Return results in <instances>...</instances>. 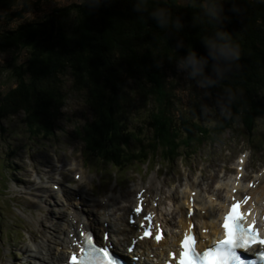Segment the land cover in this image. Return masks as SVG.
<instances>
[{"label":"trees","instance_id":"1","mask_svg":"<svg viewBox=\"0 0 264 264\" xmlns=\"http://www.w3.org/2000/svg\"><path fill=\"white\" fill-rule=\"evenodd\" d=\"M42 1L0 0V53L12 54L0 73L9 68L14 82L0 95V121L22 114L30 133L50 135L66 101L68 77L90 115L75 133L85 152L123 169L157 156L170 163L194 136H218L234 125L248 132L264 118V0H218V20L204 14V0H81L25 19ZM157 9L165 10L167 23L153 15ZM217 28L229 33L239 58L222 78L213 76L212 85L200 87L195 80L221 102L223 113L207 128L187 115L174 117L166 72L187 50L206 55L201 38ZM211 64L209 59L205 75ZM138 100L152 101L146 140L126 121Z\"/></svg>","mask_w":264,"mask_h":264},{"label":"rangeland","instance_id":"2","mask_svg":"<svg viewBox=\"0 0 264 264\" xmlns=\"http://www.w3.org/2000/svg\"><path fill=\"white\" fill-rule=\"evenodd\" d=\"M80 1L44 0L37 11L27 12L25 19L38 18L54 7ZM175 1L189 3V0ZM11 55L10 52L0 53V64H7ZM22 58L20 54L19 61ZM9 71V68L3 69L0 73V95L14 85ZM166 77L174 96V117L187 115L201 126L212 127L223 113L220 100L213 94L205 95L177 64L167 70ZM63 83L66 101L50 135L30 133L22 114L0 121V264H36L25 248L44 236H53V239L57 236L56 228L63 221L59 214L63 196L71 204L83 206L88 204L89 198L106 197L109 204L114 202L124 208L137 187L146 185L148 202L154 196H161L160 209L171 221L172 217L177 218V211L173 214L172 210H176L175 206L188 189H196L203 199L212 193L209 197L217 198L213 191L215 183L239 176L234 174L237 162L242 160H238L240 156H245L242 184L246 186L252 181L256 183L255 194L264 195V118H257L248 132L234 125L218 136H194L191 147H180L179 155L170 163L157 156L147 164L135 162L119 169L97 162L85 152L75 133L81 131L90 115L82 96L69 88L68 77ZM151 109V100H138L126 114L128 129L141 140H146L149 134L146 122ZM182 137L185 138V134ZM131 143L133 150L137 142L132 140ZM55 184L60 186L63 196L57 191L51 192ZM76 186L87 196L80 194ZM75 193L80 198L74 199ZM170 193L177 202L167 199ZM219 202L221 198L215 200ZM48 241L53 242L51 238Z\"/></svg>","mask_w":264,"mask_h":264},{"label":"bare ground","instance_id":"3","mask_svg":"<svg viewBox=\"0 0 264 264\" xmlns=\"http://www.w3.org/2000/svg\"><path fill=\"white\" fill-rule=\"evenodd\" d=\"M242 163L243 162L241 160L240 165H242ZM239 168L240 167H238V170ZM215 184V190L213 189V191H215L214 194L217 196V198H221L222 202L215 203V201L209 197L213 193L208 194L207 198L205 199H203L196 191V193L192 195V191H194V189L190 188L188 193H186V191L184 192L182 200L178 202L176 206L174 205L176 210L172 211L174 212L173 214H176L177 211V218L173 222L167 220L164 213L160 209L161 196H154L149 203L146 202V195L148 194L146 185H144V187L136 186V193L133 194L131 197L132 199H128L127 205L124 208H122L120 204L118 205L114 202L109 204L108 198L98 200L89 198L88 204L83 206V204L80 205L78 203H74V206L71 204L70 200L62 195L63 197L59 206L61 213L59 212V214L63 216V221L61 225L59 224L60 227L58 226L56 228L57 236L55 235L56 237L54 239L53 236L48 235V238L44 236L38 243H31V245H27L25 252H28L29 255L31 254L30 256L34 258L36 264H61L68 252L76 248L74 246L75 242L78 241V231L84 229L93 230L99 237L102 236V232L109 230L110 241L113 242L117 249H124L123 244H128L131 237H134L138 231V221L136 220L135 225H129L127 218L130 217L129 215L132 213L131 209L134 207L136 199L139 197L143 198L145 205L143 212L138 216L134 215V218H140L141 215L153 213L156 216L155 219L162 222L167 234L165 239L159 245L147 240L137 243L138 252L146 251V261L143 263L148 264V255L149 253L154 252L152 250L153 248L163 249V247H166L172 238H174L175 234L187 228L190 222H194L196 226L200 225L197 226V229L208 228L210 230V234L217 233V215L224 207L226 199H230L231 196L242 198L245 194H251L252 200L250 203H248L247 207L251 209L253 218L257 220L258 225H260V228L264 233V218H257L259 210L261 215L264 214V211L258 209L261 204H264V195H256L253 189L243 187L240 179L234 180V177L233 179L229 180L217 181ZM75 188L80 194L87 196L85 191L81 190L79 186H76ZM234 188L237 190L236 194L231 192V190ZM52 189L53 190L51 192H53L55 189H58L57 192L61 194L60 188ZM74 195V199L79 198V196H76L78 194L75 193ZM188 197L194 198L193 204L195 212L193 217H189L187 214L189 205L187 206V202H185V200L187 201ZM167 199L172 202L175 201L173 194L168 195ZM175 202H177V200ZM199 212H201L203 215H201ZM172 219L174 220V217H172ZM49 238H51L53 242H49ZM39 254H41V258H39Z\"/></svg>","mask_w":264,"mask_h":264},{"label":"snow or ice","instance_id":"4","mask_svg":"<svg viewBox=\"0 0 264 264\" xmlns=\"http://www.w3.org/2000/svg\"><path fill=\"white\" fill-rule=\"evenodd\" d=\"M54 188H59V185H53ZM63 195V193H61ZM51 198V195H50ZM247 196L243 197L246 201ZM241 202H234L228 208L223 217V239L218 241L216 246L205 250L203 253H197L193 248V237L190 232H186L183 238L179 241V259L176 264H250V261L245 259L243 253L250 251L251 246H264V239H261L253 230V224L244 223V215L240 209ZM136 214L141 213V206L138 204L134 208ZM192 210H188V215L191 216ZM150 215H144L143 221H149ZM192 229V224H189V230ZM140 231L141 238L150 236V228L141 223ZM155 240L161 239L159 227L155 231ZM82 241V243L80 242ZM78 252L69 257V264H84V261H91V264H116L115 258L111 255V248L101 242L97 244L94 237L88 230H82L77 241ZM83 255H80V254ZM256 255L260 260L264 261V251H259ZM172 256V253H169Z\"/></svg>","mask_w":264,"mask_h":264},{"label":"clouds","instance_id":"5","mask_svg":"<svg viewBox=\"0 0 264 264\" xmlns=\"http://www.w3.org/2000/svg\"><path fill=\"white\" fill-rule=\"evenodd\" d=\"M196 0H189L195 4ZM204 14L212 20H218L221 4L218 0H204ZM153 15L157 17L161 24L167 23V14L164 9H157ZM177 24L181 27L179 21ZM201 44L206 50V55H197L193 50H187L186 55L177 59V68L186 73L187 78L196 80L200 87L210 86L216 78H222L227 72L232 62L239 58L238 46L235 45L228 32L217 28L212 35L201 38ZM209 59L212 61L210 75H205L204 69L208 66Z\"/></svg>","mask_w":264,"mask_h":264}]
</instances>
